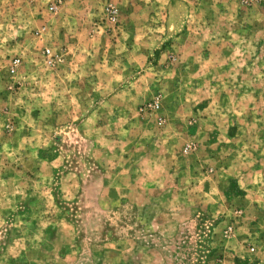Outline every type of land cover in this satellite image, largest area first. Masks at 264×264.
Here are the masks:
<instances>
[{
	"label": "rangeland",
	"instance_id": "rangeland-1",
	"mask_svg": "<svg viewBox=\"0 0 264 264\" xmlns=\"http://www.w3.org/2000/svg\"><path fill=\"white\" fill-rule=\"evenodd\" d=\"M52 1L0 0V264H264V0Z\"/></svg>",
	"mask_w": 264,
	"mask_h": 264
},
{
	"label": "built area",
	"instance_id": "built-area-1",
	"mask_svg": "<svg viewBox=\"0 0 264 264\" xmlns=\"http://www.w3.org/2000/svg\"><path fill=\"white\" fill-rule=\"evenodd\" d=\"M29 3H35L37 0H26ZM63 2V0H54L51 3H49V5H53V8H56V5H58V3ZM20 62V58L19 57H15L12 61V65H11V72H15L16 71V67L18 66Z\"/></svg>",
	"mask_w": 264,
	"mask_h": 264
}]
</instances>
